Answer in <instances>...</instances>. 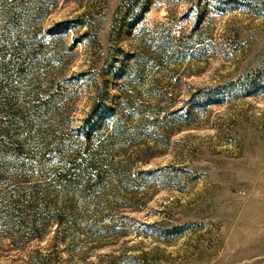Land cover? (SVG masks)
Returning <instances> with one entry per match:
<instances>
[{"label":"rangeland","instance_id":"rangeland-1","mask_svg":"<svg viewBox=\"0 0 264 264\" xmlns=\"http://www.w3.org/2000/svg\"><path fill=\"white\" fill-rule=\"evenodd\" d=\"M0 264H264V0H0Z\"/></svg>","mask_w":264,"mask_h":264}]
</instances>
